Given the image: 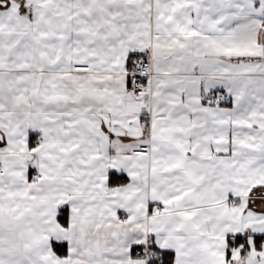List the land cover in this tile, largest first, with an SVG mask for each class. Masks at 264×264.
<instances>
[{
    "label": "snow or ice",
    "instance_id": "6c2138e0",
    "mask_svg": "<svg viewBox=\"0 0 264 264\" xmlns=\"http://www.w3.org/2000/svg\"><path fill=\"white\" fill-rule=\"evenodd\" d=\"M0 264H264V0H0Z\"/></svg>",
    "mask_w": 264,
    "mask_h": 264
}]
</instances>
